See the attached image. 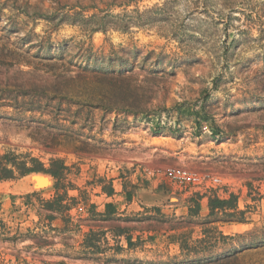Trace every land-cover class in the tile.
I'll return each mask as SVG.
<instances>
[{"label":"rangeland","instance_id":"374dc122","mask_svg":"<svg viewBox=\"0 0 264 264\" xmlns=\"http://www.w3.org/2000/svg\"><path fill=\"white\" fill-rule=\"evenodd\" d=\"M1 59L0 153L76 200L1 181L0 264H264V0H0Z\"/></svg>","mask_w":264,"mask_h":264},{"label":"trees","instance_id":"16d2710c","mask_svg":"<svg viewBox=\"0 0 264 264\" xmlns=\"http://www.w3.org/2000/svg\"><path fill=\"white\" fill-rule=\"evenodd\" d=\"M39 16H42L48 21L51 18V15H47L46 13H38ZM94 29L104 27L100 24L95 25ZM96 28V29H95ZM1 63L11 64L10 60L1 59ZM44 100L45 103H48V99H44L43 97L38 98L34 97L30 99L31 105L30 108L32 109L33 104H40ZM69 171V167L66 166L63 160L59 158H50L48 161V165H45L43 161H41L38 157L32 155L29 151L28 152H16L15 150H5L4 152L0 153V182L8 179H17L28 175L30 173H44L48 174L52 177L54 183L53 188L55 190L54 196L52 199H48L44 201V206L46 209L50 210L51 212H59L64 213L68 211L72 206V201L76 200V197L69 196L67 193L68 188H73L70 182H66L67 173ZM112 187H108L107 194H111ZM29 193L28 195L33 194ZM233 199H236V196L233 194ZM228 200L226 199H219L217 196L209 197L208 199V207L210 213H214L215 209H224L226 208V203ZM107 206H110L109 204ZM235 213L233 212V215ZM53 218L52 215H50ZM128 243L130 244V239L127 238Z\"/></svg>","mask_w":264,"mask_h":264},{"label":"built area","instance_id":"2783aa9c","mask_svg":"<svg viewBox=\"0 0 264 264\" xmlns=\"http://www.w3.org/2000/svg\"><path fill=\"white\" fill-rule=\"evenodd\" d=\"M164 175L171 181L190 185H219L221 179L209 173L197 172L184 167H168L163 171Z\"/></svg>","mask_w":264,"mask_h":264},{"label":"bare ground","instance_id":"6f19581e","mask_svg":"<svg viewBox=\"0 0 264 264\" xmlns=\"http://www.w3.org/2000/svg\"><path fill=\"white\" fill-rule=\"evenodd\" d=\"M32 180L34 187H43L47 185L48 182V177H46L43 174H33L31 175V177L29 178Z\"/></svg>","mask_w":264,"mask_h":264}]
</instances>
